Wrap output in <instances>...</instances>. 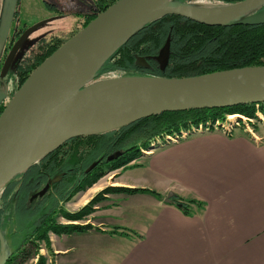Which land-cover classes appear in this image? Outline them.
I'll return each mask as SVG.
<instances>
[{
  "label": "water",
  "instance_id": "1",
  "mask_svg": "<svg viewBox=\"0 0 264 264\" xmlns=\"http://www.w3.org/2000/svg\"><path fill=\"white\" fill-rule=\"evenodd\" d=\"M12 13L10 7L1 14L0 49ZM167 16L208 27L260 26L264 25V0H243L215 9L195 8L177 0H118L98 14L36 67L4 106L0 114V190L74 138L116 131L164 113L264 103V67L180 79H97L104 64L132 36ZM38 25L26 30L13 45L0 77L15 51ZM169 56L168 37L158 55L151 59L163 71ZM136 61L146 66L143 58L137 57ZM120 156L111 155L107 161L113 162ZM47 189L45 186L39 195ZM8 256L7 243L0 233V264Z\"/></svg>",
  "mask_w": 264,
  "mask_h": 264
},
{
  "label": "crops",
  "instance_id": "2",
  "mask_svg": "<svg viewBox=\"0 0 264 264\" xmlns=\"http://www.w3.org/2000/svg\"><path fill=\"white\" fill-rule=\"evenodd\" d=\"M258 126V139L243 128L195 133L141 154L117 170L115 187L157 196L104 195L90 230L49 234L44 264H264V126ZM168 198L184 203L188 214Z\"/></svg>",
  "mask_w": 264,
  "mask_h": 264
},
{
  "label": "trees",
  "instance_id": "3",
  "mask_svg": "<svg viewBox=\"0 0 264 264\" xmlns=\"http://www.w3.org/2000/svg\"><path fill=\"white\" fill-rule=\"evenodd\" d=\"M117 1L92 0L86 13L81 15L83 17L81 29ZM177 1L187 3L192 0ZM210 1L231 5L243 0ZM168 37L170 38V56L167 66L161 71L159 65L151 58L158 55ZM62 44V41L55 38L42 42L40 54L33 60L30 69L22 74L18 87ZM137 57L143 58L146 66L138 63ZM245 67H264V25L208 27L180 17L167 16L147 24L132 36L104 64L97 74V79L115 71H121L122 76L128 77L148 76L180 79ZM4 106L5 104H0V114ZM257 111L264 112V103L225 109L164 113L137 121L116 131L67 141L25 171L42 176L34 188L31 187L33 183H26L29 185L25 189V199L31 195L35 188L48 186L43 196H40L39 193L36 196L42 200V203L47 201H52V203L45 209L41 207L40 211L37 208L33 211L34 205L25 203L24 206V203H21L18 207L17 217L10 215L12 218L5 221L6 223L1 220L0 233L3 234L7 246L11 247L13 245H9L7 238L17 240L20 227L24 224L31 226L28 235H24L20 243L12 249L9 253V256L11 254L12 257L7 258L4 264H24L27 260L33 259L38 255L39 243L48 244V233L69 235L90 230V225L56 224L54 221L57 215L56 209L59 201L68 202L78 193L91 188L98 178L104 175L105 170L109 168L118 170L121 167H126L141 156V150H146L152 143L180 131L189 130L199 123L206 121L222 123L227 116L232 115L252 118ZM117 153L121 154L119 158L113 162L107 161L108 157ZM19 177L21 175L16 176L5 185L0 194L7 186L15 187ZM53 177L54 179H52ZM59 179H61L60 183ZM146 192L157 196L148 190L107 187L96 194L78 212L69 214L60 210V216L72 222L83 221L94 212V205L104 200V195H130ZM7 197L8 191L5 195V198ZM169 202L178 206L184 214H188L184 203L174 198H170ZM115 231L117 230L111 232L116 233ZM37 261L38 264H44L43 259L39 256Z\"/></svg>",
  "mask_w": 264,
  "mask_h": 264
},
{
  "label": "rangeland",
  "instance_id": "4",
  "mask_svg": "<svg viewBox=\"0 0 264 264\" xmlns=\"http://www.w3.org/2000/svg\"><path fill=\"white\" fill-rule=\"evenodd\" d=\"M49 1L54 2L57 5V9H55L51 15L53 17V19L50 22L37 27L29 35L25 44L22 46V49L28 47L34 40H37V39L42 38V37H46L45 41H48L50 39L52 40L53 38H55L57 40L62 41L63 43L66 42L74 34H76L79 30H81V23L83 20L82 16L86 13L88 6L91 5V3H92V0H56V1L55 0H49ZM22 4L24 7L26 6V4H27V7L29 5H31V8L33 9V11H35L34 13L33 12L32 13L21 12V14L19 16L22 23L25 24V26H27L29 28L37 25L39 23V21H41L43 18H45V16L46 17L48 16L47 13L45 12V10L42 9L43 5H41V1H39V0H22ZM187 4H190L195 8H202V9H215V8H218L222 5H224L222 3H218V2H214V1H210V0H192L190 2H187ZM11 77H12V69L8 70V72L5 74L4 81H6L7 83H10ZM119 77H123L121 75V71H115V72L109 73L108 75H106L100 79L108 80V79H115V78H119ZM7 101L4 104H6ZM237 116H239V115H237ZM257 118L258 117H256V119ZM243 123H246V122H243ZM246 124L247 125L244 124V127H245L244 131H246L247 133L249 131L250 132L249 135H252L253 137H255V139H258L259 135H258L257 129L259 128V126H258L259 123H257V122L250 123L248 121V123H246ZM263 126H264V124H263ZM237 129H242V128H237ZM237 129H234V131ZM214 132L223 133V132L218 131V130L214 131ZM202 133H209V132H202ZM154 143H156V142H154ZM164 144H165V141L163 139H161V140H159L158 144H155V146L153 144H151L150 147L146 149V151H150L152 149H155L156 147H159V145H164ZM116 173H118L117 170H111L109 168V169L104 171V175L101 178H98L96 183L87 191L78 193L68 202L59 201L57 209H56L57 215H56L55 220H54L55 223L58 225H79V226L91 225V223L98 224L99 223V215L97 213L96 214L94 213L95 210L85 220L76 221V222H72V221L66 220L63 217H61L60 216V210L66 212V213H69V214L78 212L83 207H85L96 194L102 192L107 187H115L116 184H114V183L119 178L117 175H115ZM128 173H130V172H128ZM98 189H101V190H98ZM0 192H1V190H0ZM108 195H111V194H108ZM112 198H113V196L110 197L111 201H108L107 203L112 202ZM105 204H106L105 202L101 201L100 204L94 205L93 208H95L96 206L97 207L99 206V208H100L102 205L104 206ZM88 220H90V221H88ZM30 227L31 226H28L25 224L20 227L19 237L13 244L15 246H13V247L8 246L9 253L12 251L13 248H15L20 243V241L23 239L24 235H26V236L28 235V233L30 232V229H31ZM49 234H51V233H48L47 237H49ZM47 249H48V244L45 242H40L39 248H38V255L36 256V259L31 258V259L27 260L24 264H38V261H37L38 256H39V258H43L41 256V254H43V256H44L46 254ZM46 263H47V261H46Z\"/></svg>",
  "mask_w": 264,
  "mask_h": 264
},
{
  "label": "flooded vegetation",
  "instance_id": "5",
  "mask_svg": "<svg viewBox=\"0 0 264 264\" xmlns=\"http://www.w3.org/2000/svg\"><path fill=\"white\" fill-rule=\"evenodd\" d=\"M39 1H41V5H43L42 9L45 10V12L47 13L48 16L47 17L45 16V18H43L41 21H39L38 27L40 25H43V24L50 22L53 19V17L51 16L53 11L55 9H57V5L54 2H51L49 0H39ZM10 7H13V13H12V19H11V22L9 25V30H8L7 36L5 37L4 42L1 44L0 74H1V71L3 68V64H4L8 54L10 53L13 45L18 41L20 36L26 30L29 29V27L25 26V24H23L21 19L19 18L21 12H23V13H26V12H30V13L33 12L34 13L35 12L31 8V5H29L27 7V4H26V6L24 7L22 4V0H8L6 6H5V0H0V17H1L2 12L4 10H6V12H8ZM29 35L24 39L23 43L20 45V47L13 54L12 59L10 61V64L8 66V69L5 72V74H6L8 72V70L12 69V77H11L10 83H7L6 81H4L5 74L3 77H0V97L2 98L0 101L1 105H3L7 100H9V98L18 90L19 80L21 79L22 74H24L25 72H27L30 69V66L33 63V60L36 59L37 55H39L41 52L40 51V48H41L40 44L46 40V37L39 38L37 40H34L28 47L22 49V46L25 44ZM41 177L42 176H37L36 173L25 172V173L21 174V177L18 178V183L15 187H12V185L7 186L2 191V193L0 194V222H1V220H4V223H6L5 221L10 220L12 218V217L10 218V215H14V217H17L18 207H19V204H21V203H24V206H25V203H26V205H29V204L34 205L33 211H35L36 208H37V210L40 211L42 208L45 209L47 206H50V203H52V201H47V202L42 203V200L40 198H37V196H36L44 187H41L39 189L35 188L31 192V195L27 199H25V194H26L25 189L29 185L26 183L27 182L33 183L31 185V187L34 188V185L39 183ZM54 177H56V176H54ZM54 177L52 179H54ZM58 182L60 183L61 179H59ZM87 190L88 189H86L85 191H87ZM7 191H8V197L5 198ZM85 191H83V192H85ZM43 195H41V196H43ZM7 235H8V233H7ZM7 240L9 241L10 245L11 244L13 245L14 242L16 241V240L11 239V238L10 239L7 238ZM13 246H15V245H13ZM11 257L12 256L10 254L8 259H10Z\"/></svg>",
  "mask_w": 264,
  "mask_h": 264
},
{
  "label": "built area",
  "instance_id": "6",
  "mask_svg": "<svg viewBox=\"0 0 264 264\" xmlns=\"http://www.w3.org/2000/svg\"><path fill=\"white\" fill-rule=\"evenodd\" d=\"M227 116L224 122H219V121H206L203 123H199L196 126H192L189 130H183L180 131L179 133L173 134V135H169L166 136L163 140L165 141V144H172V143H176L180 140H183L185 138H187L189 135L194 134V133H202V132H211V131H221L223 132V134L225 135H229L231 134L234 129L237 128H243L244 124L247 125L246 123H248V121L250 123H259V124H264V112H256L254 114V117L252 118H247L245 117L244 120L243 116ZM256 117H258L256 119ZM246 122V123H243ZM248 133H250L248 131Z\"/></svg>",
  "mask_w": 264,
  "mask_h": 264
},
{
  "label": "bare ground",
  "instance_id": "7",
  "mask_svg": "<svg viewBox=\"0 0 264 264\" xmlns=\"http://www.w3.org/2000/svg\"><path fill=\"white\" fill-rule=\"evenodd\" d=\"M245 117H243V119H244ZM245 120V119H244ZM246 121V120H245Z\"/></svg>",
  "mask_w": 264,
  "mask_h": 264
}]
</instances>
